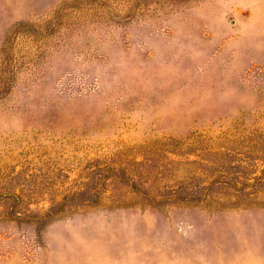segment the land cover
<instances>
[{
    "label": "rangeland",
    "instance_id": "374dc122",
    "mask_svg": "<svg viewBox=\"0 0 264 264\" xmlns=\"http://www.w3.org/2000/svg\"><path fill=\"white\" fill-rule=\"evenodd\" d=\"M0 264H264V0H0Z\"/></svg>",
    "mask_w": 264,
    "mask_h": 264
}]
</instances>
